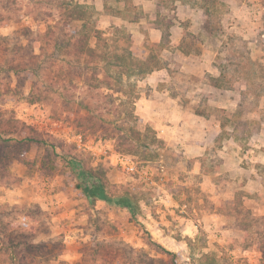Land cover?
I'll return each instance as SVG.
<instances>
[{
  "label": "rangeland",
  "instance_id": "rangeland-1",
  "mask_svg": "<svg viewBox=\"0 0 264 264\" xmlns=\"http://www.w3.org/2000/svg\"><path fill=\"white\" fill-rule=\"evenodd\" d=\"M72 1L88 5L84 21L103 32L91 45L103 56L124 54L153 70L168 64L170 38L154 43L149 29L178 18L175 0H159L157 7L142 0ZM59 3L0 0V124L20 127L5 137L22 138L26 126L40 139L24 159L0 164V264H14L7 236L22 229L35 232L29 241L62 244L60 254L31 264L102 259L104 248L95 255V246L115 239L146 259H168L164 247L181 264H199L203 253L217 264H264L258 244L264 239V0H181L191 20L183 46L202 55L209 68L193 74L172 62L174 89L194 95L195 109L214 122L201 166L185 153L184 138H164L141 116L140 97L135 114L162 142L149 132L147 149L131 138V104L107 96L121 95L110 91L113 79H104L107 56L72 48L82 22L68 23ZM52 25L39 39L33 34L35 56L23 48L16 52L28 43L18 36L20 28L44 33ZM132 95L124 90L127 100ZM72 157L100 172L113 195L139 196L138 211L103 200L91 204L78 186Z\"/></svg>",
  "mask_w": 264,
  "mask_h": 264
},
{
  "label": "trees",
  "instance_id": "trees-1",
  "mask_svg": "<svg viewBox=\"0 0 264 264\" xmlns=\"http://www.w3.org/2000/svg\"><path fill=\"white\" fill-rule=\"evenodd\" d=\"M59 4L60 7L64 8L67 12V16L69 18L68 23L71 22L74 24L76 22H82L80 28L77 30L78 35L74 39L72 48H75V51L79 54L84 53L85 55H91L93 57H102L103 55L98 52V45H91V41L93 38L96 39V42L101 40L103 38V32L96 26H92L90 22L84 21L88 5H74L72 0H60ZM53 27L55 26L52 25L44 33H42V31L35 32L29 26L20 28L18 36L21 38H27L28 43L26 45L19 44L16 47V52L23 48L27 51V53L31 54L29 56H35L36 53L33 49L32 40L37 38L39 39L42 35L48 34V31H50ZM163 28L162 41H165L167 38L169 39L170 33L168 31V26H163ZM33 34L36 35L35 39L32 38ZM10 38L11 37H5V39ZM73 49L71 52H74ZM104 56L105 58L107 56L106 62L109 64L108 70L110 68L113 69L110 75V71H105L104 79H109L110 81L113 79V83L111 82V84H108L110 91L114 90L117 93H121V95L117 96L108 93L107 96L109 100L114 103L119 100L118 105L122 103L131 104L129 116L132 120L128 122L132 135L131 138L143 143L148 149L153 143L152 140H147L150 136L149 132L153 133L154 140L159 141V139L155 130L145 124L142 117L135 114V102L140 97L138 89L139 80H142L146 74L153 71V68H147L143 61L132 59V57L130 58L127 55L120 53H112ZM12 68H15L13 70L18 69L14 65ZM124 90H127L129 93H133L130 99L127 100V98L124 97ZM136 125H140V128H136ZM11 127L12 128L9 129L6 125L2 126L0 124V164L2 163L4 167L16 158L24 159L28 150L32 149V147H34L40 140L35 135H32V128L26 126L23 127L26 131L22 138L16 139L8 136L5 137V134L8 135L15 132H18L17 134H19V125L13 123ZM143 127L146 129L145 132L143 131ZM112 135L115 136V134ZM118 138H120V136H118ZM121 139H123V141ZM121 139H118L119 142H124L126 140L125 137ZM147 153H150V151L147 150ZM71 162L77 170L78 186L91 204H94L96 200H103L111 206L130 208L134 214L138 211L140 204L139 196H136L135 194L133 195L131 191H125L120 195H113L108 191L100 172L87 169L77 157H72ZM261 234L264 237V231H262ZM27 236L34 238L35 232H28L26 229H22L16 233L14 237H11V235L7 236L10 243H8V245L6 244V247L10 250L12 263H39V256H49V254L53 255V253L60 254L59 250L62 248V244L60 242H53V244L49 246L45 241H39L36 243L33 240L29 241ZM188 239L189 245L192 244V239ZM114 243H118V245ZM258 244L264 255V239ZM99 248H104V257L102 259H83L79 264H181L177 253L165 249L164 247H161V249L164 254L170 256L168 259L164 257H150L149 259H146L147 254L143 255L140 251L135 250L129 244L123 243L118 239H115V242H111L109 240L104 241L103 244L98 243L95 246L93 254L96 255ZM199 264H217V260L212 254L203 253V259L199 260Z\"/></svg>",
  "mask_w": 264,
  "mask_h": 264
},
{
  "label": "crops",
  "instance_id": "crops-1",
  "mask_svg": "<svg viewBox=\"0 0 264 264\" xmlns=\"http://www.w3.org/2000/svg\"><path fill=\"white\" fill-rule=\"evenodd\" d=\"M145 1L154 7L159 5V0H142V2ZM175 3L177 4L178 18H174L168 27L170 44L173 49L172 51L170 48L167 49L170 50L169 57L166 58L168 64L155 68L140 81L143 91L137 101V109L143 118L151 119V124L160 130L164 138L176 141L184 138L185 153L189 158L195 159V166L196 164L201 166V156L207 149L204 139L207 135L210 136V126L214 122L195 109L193 102H196L197 99L194 98V95L191 97L190 94L174 89L179 86L172 79V73L174 63H178L181 70L193 74L206 73L209 68L199 59L202 55L189 48L185 50L183 42L189 29L186 24L191 20L187 21L188 19L183 15L184 6L181 4V0H175ZM163 29V26H151L149 29L150 40L159 43L162 39Z\"/></svg>",
  "mask_w": 264,
  "mask_h": 264
},
{
  "label": "built area",
  "instance_id": "built-area-1",
  "mask_svg": "<svg viewBox=\"0 0 264 264\" xmlns=\"http://www.w3.org/2000/svg\"><path fill=\"white\" fill-rule=\"evenodd\" d=\"M127 168L133 171L135 169V166L131 163H128Z\"/></svg>",
  "mask_w": 264,
  "mask_h": 264
}]
</instances>
